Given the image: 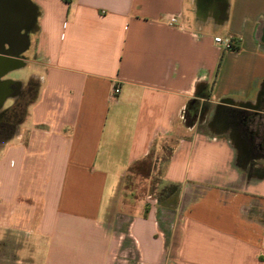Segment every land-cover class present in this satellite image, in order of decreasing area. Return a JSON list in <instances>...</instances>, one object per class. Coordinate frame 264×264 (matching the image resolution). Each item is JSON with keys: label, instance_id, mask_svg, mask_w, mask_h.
Returning <instances> with one entry per match:
<instances>
[{"label": "crops", "instance_id": "0c3cea01", "mask_svg": "<svg viewBox=\"0 0 264 264\" xmlns=\"http://www.w3.org/2000/svg\"><path fill=\"white\" fill-rule=\"evenodd\" d=\"M28 1L36 87L13 130L0 116V243L28 235L37 264H264V0ZM165 147L177 191L126 196Z\"/></svg>", "mask_w": 264, "mask_h": 264}, {"label": "rangeland", "instance_id": "374dc122", "mask_svg": "<svg viewBox=\"0 0 264 264\" xmlns=\"http://www.w3.org/2000/svg\"><path fill=\"white\" fill-rule=\"evenodd\" d=\"M187 20L189 25H193L194 16L189 12ZM35 68L36 65L32 61H29L26 66L7 73V78L20 80L22 83L18 85V94L14 102L10 104L12 100L8 98L4 106L0 108V113L3 114L2 119L7 118L12 120V117L13 119H17L23 114L25 106L32 98L36 87L34 78H31ZM167 154L168 149L166 147L157 154L152 151L147 160L137 163L132 167V174L128 175L126 181V196H129V194L143 196L152 192L159 197L162 190L170 188V186L162 185L159 179L160 170ZM158 158H160L159 161L157 160ZM150 175L151 178L145 180ZM31 247L32 242L26 234L12 236L10 243L9 238H7L6 242L0 243V264H37V257L33 254V250L30 249Z\"/></svg>", "mask_w": 264, "mask_h": 264}, {"label": "water", "instance_id": "95a60500", "mask_svg": "<svg viewBox=\"0 0 264 264\" xmlns=\"http://www.w3.org/2000/svg\"><path fill=\"white\" fill-rule=\"evenodd\" d=\"M36 16L28 0H0V77L24 64L18 57L29 45L28 34L37 30ZM8 83L0 79V105L11 90Z\"/></svg>", "mask_w": 264, "mask_h": 264}, {"label": "built area", "instance_id": "2783aa9c", "mask_svg": "<svg viewBox=\"0 0 264 264\" xmlns=\"http://www.w3.org/2000/svg\"><path fill=\"white\" fill-rule=\"evenodd\" d=\"M169 22L170 23H173V24H176L178 26H182L181 23H179L176 19L175 16H170L169 17ZM214 41L217 43V44H220L222 45L223 49H233L234 46H235V43H234V39L232 36H226V37H222L220 35H217L214 37ZM119 86L118 85H115L112 89V98H115L117 97L118 93H119Z\"/></svg>", "mask_w": 264, "mask_h": 264}, {"label": "trees", "instance_id": "16d2710c", "mask_svg": "<svg viewBox=\"0 0 264 264\" xmlns=\"http://www.w3.org/2000/svg\"><path fill=\"white\" fill-rule=\"evenodd\" d=\"M22 116H23V114L20 117H18L17 119H13V117H12V120L5 118L3 120V122L1 123V125H4L6 130L9 128L11 130H13V128L22 120ZM167 186H170V188L168 190L164 189L161 191L160 196L158 197L160 200L168 197L169 195H171L173 193H175L178 189V186L176 184H173V183H170Z\"/></svg>", "mask_w": 264, "mask_h": 264}, {"label": "flooded vegetation", "instance_id": "af4514ba", "mask_svg": "<svg viewBox=\"0 0 264 264\" xmlns=\"http://www.w3.org/2000/svg\"><path fill=\"white\" fill-rule=\"evenodd\" d=\"M16 49V47L14 48ZM12 50V49H11ZM7 56V55H6ZM12 89V93L13 95H17L18 94V87L16 84H12V86L10 87ZM0 116H1V113H0Z\"/></svg>", "mask_w": 264, "mask_h": 264}]
</instances>
